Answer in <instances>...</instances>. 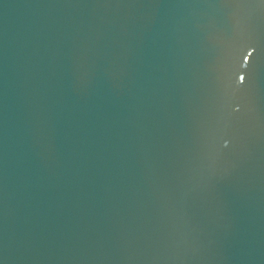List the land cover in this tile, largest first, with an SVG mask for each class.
Listing matches in <instances>:
<instances>
[{
	"label": "water",
	"instance_id": "water-1",
	"mask_svg": "<svg viewBox=\"0 0 264 264\" xmlns=\"http://www.w3.org/2000/svg\"><path fill=\"white\" fill-rule=\"evenodd\" d=\"M0 264H264V3L0 0Z\"/></svg>",
	"mask_w": 264,
	"mask_h": 264
},
{
	"label": "snow or ice",
	"instance_id": "snow-or-ice-1",
	"mask_svg": "<svg viewBox=\"0 0 264 264\" xmlns=\"http://www.w3.org/2000/svg\"><path fill=\"white\" fill-rule=\"evenodd\" d=\"M261 3H264V0H260Z\"/></svg>",
	"mask_w": 264,
	"mask_h": 264
}]
</instances>
